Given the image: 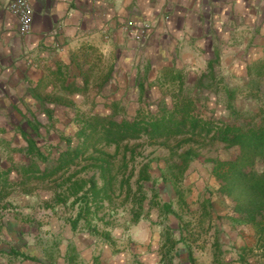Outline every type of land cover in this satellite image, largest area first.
<instances>
[{
    "label": "crops",
    "instance_id": "0c3cea01",
    "mask_svg": "<svg viewBox=\"0 0 264 264\" xmlns=\"http://www.w3.org/2000/svg\"><path fill=\"white\" fill-rule=\"evenodd\" d=\"M10 1L0 0V264L153 261L164 232L148 231L137 251L119 255L113 238L85 237L79 229L92 231L81 223L73 229L56 213L54 177L65 170L49 173L57 147L64 149L59 139L76 145L77 123L114 109L134 118L135 108L149 106L148 91L183 90L184 76L207 73L215 60L222 75L245 77L264 56V0H31V30L23 36ZM127 22L149 26L142 44ZM29 140L44 149L45 163L29 155ZM209 195L197 196L201 215H209ZM174 212L177 219L168 216L178 222V244L159 253V264H264L255 234L223 224L225 214H210L208 243H179L185 231Z\"/></svg>",
    "mask_w": 264,
    "mask_h": 264
},
{
    "label": "trees",
    "instance_id": "16d2710c",
    "mask_svg": "<svg viewBox=\"0 0 264 264\" xmlns=\"http://www.w3.org/2000/svg\"><path fill=\"white\" fill-rule=\"evenodd\" d=\"M213 66L214 64L210 63L207 73L193 84V97L177 95L170 107L164 101L150 102L147 106L150 116L146 119L139 108L132 119L119 117L121 112L114 109L110 116H95L81 124L77 123L76 145H72L67 137H60L59 144L64 143V149L57 147L56 165L54 170L50 171V177L61 170L66 171L83 158L89 162L88 167L98 171L103 179L102 185L98 187L95 173L87 179H78L75 177L76 173H72L56 186L58 191L56 190L55 200L58 204H66L69 196L75 197L72 204H77L78 208L69 218L73 229L84 223L87 229L99 235L98 229L94 226L92 228L89 217H98V209L103 207L104 200L108 201V206L112 204L113 176L109 175L110 158L105 157L108 154L102 151V146H114L115 153H118L124 141L142 137H146L150 142H158L161 139L186 135L188 137L185 136L182 140L186 143L193 141L195 136L210 135L211 141L223 143L226 150H234V157L204 158L196 150L189 148L179 155L180 164L175 168L178 172L173 170L175 166H167L172 185L181 181L186 169L194 160L200 159L202 164L209 165L210 174L216 181V194L228 201V212L231 213L229 222L232 225L251 228L256 236V247L264 256V108H255L249 112L237 109L232 103L236 91L223 86L226 99L223 109L227 115L224 118L214 117L217 108L213 104L210 106V95L217 94L221 82L215 75ZM253 75L257 79L264 77V56L247 68L245 77L251 79ZM181 92L182 89L179 90V93ZM194 111L198 114H194ZM37 136L42 135L38 133ZM164 144L166 142H163ZM27 145L29 155L32 154L30 156L36 160L37 165L47 161L43 148L31 140ZM256 163L260 165L259 169L255 168ZM142 174L136 181V192L142 195L135 203L138 207H142L143 203L142 183L150 178L144 175V172ZM161 175L167 181L166 174L162 172ZM129 176L122 180L123 185H126L127 199L137 196L131 189ZM59 188H62V191ZM173 190L179 196L178 202L182 203L181 193L174 188ZM161 211L177 219L171 202L162 203ZM138 219L139 215L133 221ZM101 220L103 221L102 217ZM103 236L110 239L107 233Z\"/></svg>",
    "mask_w": 264,
    "mask_h": 264
},
{
    "label": "rangeland",
    "instance_id": "374dc122",
    "mask_svg": "<svg viewBox=\"0 0 264 264\" xmlns=\"http://www.w3.org/2000/svg\"><path fill=\"white\" fill-rule=\"evenodd\" d=\"M213 68L215 75L221 82L218 85L217 94L210 95V106L213 104L217 108L214 117L224 118L227 115V112L223 109L226 102L222 89L223 86L236 91L232 103L237 109L243 112H249L255 108H264V77L257 79L253 75L251 79H248L232 73L222 75L221 66H219V61L217 62V60L214 61ZM202 75L203 74L194 76L191 81L184 76V88L181 93H179L178 90L174 91L172 88L162 93L159 92L158 88L151 89L147 93L148 100L153 103H163L164 101L167 106L170 107L172 106V100L177 97V95H179V97H193L195 92L193 84ZM249 80H251V82ZM148 110L149 108L147 107L146 110L142 109V111H140V113L144 114V119L150 116ZM135 111H138L137 108H135ZM194 114H198V112L196 113V111H194ZM185 136L161 139L158 140V142H150L146 137L137 140H127L120 145L118 153H115L114 146H102V151L108 154L105 157L110 158L109 175L113 176L111 180V188L113 189L111 195L112 204L108 206V201L104 200L102 203L103 207L98 209V217L93 218L91 216L89 218L91 219L92 228L94 226L101 232L100 240L105 238L103 234H110V238H113L111 247L113 250H116L115 252H118L119 255L125 254L126 251L131 254L130 248L133 247L134 249L135 246L138 247L146 241L148 231L152 233L164 232V235L161 234V242L163 245L156 250L153 261L151 259V262H148L140 258L138 259L139 264H159V253H163L164 251L162 250L164 248L166 252L169 250L171 252L174 249L173 246L178 244V234L174 232L178 222L173 217L161 211V204L165 201L168 202L167 198L171 193L175 194L173 188L181 193L183 199L188 198L187 200L190 201V203H187L189 207L185 204L183 205V203L179 205L176 198L172 201L174 210H176L177 214L182 218L179 225L185 231L183 240H180L179 243H208L210 236L207 235V232L215 226V223H211V219H213L211 215L222 216L225 214L227 217L222 220V223L225 225H232L229 222L231 213L228 212L230 211L228 201L216 194V181L210 174L209 165L202 164L200 159L194 160L186 169L179 184H174V186L171 182L172 178L170 177V173L167 171V166H175L173 170L178 172L175 168L180 164L181 158L179 155L189 148L196 150L198 154L204 158H233L235 153L234 150H226L223 143L211 141L210 135L208 137L205 135L202 137L195 136L193 141L184 143L182 141L183 138L188 137ZM163 142H166V144L163 145ZM95 156L97 157L99 155ZM88 166L89 162L82 158L78 161V164L70 169L69 173L61 171L56 174L54 177L56 186L61 184L62 180L66 179L72 173H76L75 177L78 179H87L95 173L97 185L98 187L101 186L103 179L100 173ZM255 168L259 169L260 165L256 163ZM142 172L150 178L146 180L145 183H142L143 203L142 207H138L135 203L142 195H140L141 193L138 191L136 192L138 189L136 181ZM162 172L166 174L167 181L161 177ZM127 176H129L128 179L132 191L137 194V196H131L128 199L125 196L126 185L122 183V180H125ZM62 188H59V190L62 191ZM55 189L57 190V188ZM211 192L212 195H209L211 196V210L210 207L208 210L209 215H201L203 210L199 209V205H197V196L200 197L205 193L210 194ZM74 198V196H69L66 204L59 203V205H55L56 213L61 216L64 222L66 219L69 220V218L76 213V208H78V206L77 204H72ZM55 202L57 203L56 200ZM137 215H139V219L134 222L133 220ZM194 216H197L199 219L194 218ZM216 222L221 223L219 219H216ZM218 223H216V225ZM81 224L82 227L87 228L83 223ZM234 226L238 229H243L239 225ZM246 228L248 229H246L247 233H251V235L252 233L254 234L251 228ZM79 233H85V237H89V235L92 236V238L100 236V234L96 235V233L89 232L88 230L80 232L79 229ZM137 249L138 248H135L136 251ZM124 261L125 264L128 262L127 259H124Z\"/></svg>",
    "mask_w": 264,
    "mask_h": 264
},
{
    "label": "built area",
    "instance_id": "2783aa9c",
    "mask_svg": "<svg viewBox=\"0 0 264 264\" xmlns=\"http://www.w3.org/2000/svg\"><path fill=\"white\" fill-rule=\"evenodd\" d=\"M7 10L17 19V29L20 35H26L31 30L33 8L31 0H11ZM124 29L132 34L134 41L142 44L149 31V26L141 24L136 26L132 22H127Z\"/></svg>",
    "mask_w": 264,
    "mask_h": 264
}]
</instances>
